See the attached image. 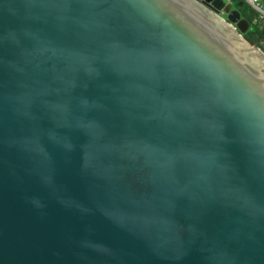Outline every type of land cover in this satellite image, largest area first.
Listing matches in <instances>:
<instances>
[{
	"label": "water",
	"instance_id": "95a60500",
	"mask_svg": "<svg viewBox=\"0 0 264 264\" xmlns=\"http://www.w3.org/2000/svg\"><path fill=\"white\" fill-rule=\"evenodd\" d=\"M250 28L227 0H0V264H264Z\"/></svg>",
	"mask_w": 264,
	"mask_h": 264
},
{
	"label": "trees",
	"instance_id": "16d2710c",
	"mask_svg": "<svg viewBox=\"0 0 264 264\" xmlns=\"http://www.w3.org/2000/svg\"><path fill=\"white\" fill-rule=\"evenodd\" d=\"M231 2L241 12L242 16L251 22V28L244 36L264 49V19L260 12L247 0H231Z\"/></svg>",
	"mask_w": 264,
	"mask_h": 264
},
{
	"label": "built area",
	"instance_id": "2783aa9c",
	"mask_svg": "<svg viewBox=\"0 0 264 264\" xmlns=\"http://www.w3.org/2000/svg\"><path fill=\"white\" fill-rule=\"evenodd\" d=\"M230 3H232L230 0H228ZM255 9H257L261 17L264 19V3H261V0H247Z\"/></svg>",
	"mask_w": 264,
	"mask_h": 264
},
{
	"label": "rangeland",
	"instance_id": "374dc122",
	"mask_svg": "<svg viewBox=\"0 0 264 264\" xmlns=\"http://www.w3.org/2000/svg\"><path fill=\"white\" fill-rule=\"evenodd\" d=\"M261 3H264V0H261ZM222 15H224V16H225V14H224V13H222Z\"/></svg>",
	"mask_w": 264,
	"mask_h": 264
},
{
	"label": "crops",
	"instance_id": "0c3cea01",
	"mask_svg": "<svg viewBox=\"0 0 264 264\" xmlns=\"http://www.w3.org/2000/svg\"><path fill=\"white\" fill-rule=\"evenodd\" d=\"M228 1V0H227ZM231 1V0H230Z\"/></svg>",
	"mask_w": 264,
	"mask_h": 264
}]
</instances>
